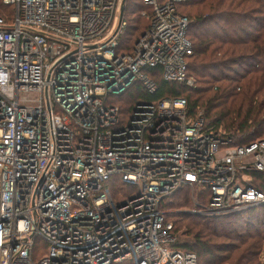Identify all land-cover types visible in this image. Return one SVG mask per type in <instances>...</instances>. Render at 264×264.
Returning <instances> with one entry per match:
<instances>
[{"label":"built area","instance_id":"built-area-1","mask_svg":"<svg viewBox=\"0 0 264 264\" xmlns=\"http://www.w3.org/2000/svg\"><path fill=\"white\" fill-rule=\"evenodd\" d=\"M184 1L141 0L149 25L123 46V0H3L0 264H199L172 247L170 198L190 190L205 218L264 206V138L235 144L184 97L116 103L157 75L194 84Z\"/></svg>","mask_w":264,"mask_h":264},{"label":"trees","instance_id":"trees-1","mask_svg":"<svg viewBox=\"0 0 264 264\" xmlns=\"http://www.w3.org/2000/svg\"><path fill=\"white\" fill-rule=\"evenodd\" d=\"M181 3L178 11L190 20L188 36L194 53L189 57V75L195 79V85L168 83L157 75L153 79L158 90L149 94L137 83L118 99L124 116L138 98L156 101L184 97L190 115L195 117L202 113L207 127L219 129L222 126L235 144L246 145L263 139L264 0H191ZM191 4L196 6L195 10L189 14L182 12L183 6ZM125 9L128 27L121 37V44L132 46L149 25V19L141 16L145 9L141 0H126ZM11 14L12 8L0 0V16ZM125 101L128 104H124ZM252 183L264 191V172L256 173ZM189 196L188 192L177 193L167 207L187 208L191 202ZM246 214L249 215L246 217ZM171 216L177 236L172 247L196 253L199 264H262L259 259L264 243V206L223 218H198L201 220L189 223L191 226L185 225L186 235L182 237L185 235L186 239L180 238L181 227L176 228L175 221L179 218ZM181 217L196 219L188 213ZM235 222H240V228L246 232H226ZM214 236L224 237L226 241L212 243ZM232 250L237 252L230 253ZM223 253L228 254L223 257Z\"/></svg>","mask_w":264,"mask_h":264},{"label":"rangeland","instance_id":"rangeland-1","mask_svg":"<svg viewBox=\"0 0 264 264\" xmlns=\"http://www.w3.org/2000/svg\"><path fill=\"white\" fill-rule=\"evenodd\" d=\"M188 1H191V0H188ZM188 1H184L185 3L184 4H186ZM181 4H183V3H181ZM183 9V10H182ZM182 12H185L186 14L188 13V12H192V10H195L196 9V6L194 7V5H186V6H183L182 7ZM189 14V13H188ZM4 16H6V15H4ZM193 85H195V82H194V84ZM117 101H118V99H116ZM117 104H120V103H118V102H116ZM124 104H128L126 101H125V103ZM220 128H222V126H220ZM222 130H223V128H222ZM184 192H188L189 193V198H190V200H191V192H190V190H184L183 192L182 191H180L179 193L180 194H184ZM178 193V194H179ZM118 197H119V195H117ZM174 198H175V196H174ZM173 198V199H174ZM171 199V198H170ZM175 200H177V198L175 199ZM171 201V200H170ZM169 201V202H170ZM168 208L169 209H171L172 210V215L173 216H176V217H178L179 219H177L175 222H176V228H178V227H181L180 229H179V234H180V238L181 239H186V238H188L187 236H185L186 234H185V225L186 224H189V223H192V222H197V221H200L201 219H198V218H205V217H199V216H196V215H194V214H189V215H191V216H193V217H195L196 219H194V218H186V217H181V215H183V214H185V213H181L182 211H189V210H191L192 208H193V202H192V200H191V202H190V206L189 207H187V208H183V209H179V208H177V207H171V206H169L168 205ZM179 210H181V211H179ZM249 214H246L245 216L247 217ZM223 217H225V216H223ZM223 217H218V218H223ZM231 224V223H230ZM190 225V224H189ZM188 225V226H189ZM191 226V225H190ZM229 230L228 231H226V232H228L229 234H231V233H233V231L232 230H235V232H237V233H240V234H242V233H244V232H246V231H244L242 228H240V222L239 223H236L235 222V224H231V227L229 226ZM183 234H185L184 235V237H182L183 236ZM224 241H226V238H224V237H218V236H214L213 238H212V240H211V242L212 243H214V242H217V243H222V242H224ZM234 250H232L230 253H232ZM237 251L235 250L234 251V253H236ZM227 254L228 253H223L222 255H223V257H225V256H227ZM260 262L262 263V264H264V243H263V247L261 248V254H260ZM225 264V263H224ZM226 264H229V263H226Z\"/></svg>","mask_w":264,"mask_h":264},{"label":"water","instance_id":"water-1","mask_svg":"<svg viewBox=\"0 0 264 264\" xmlns=\"http://www.w3.org/2000/svg\"><path fill=\"white\" fill-rule=\"evenodd\" d=\"M125 4H126V0H123L122 13L124 12ZM181 213H188V214H190L189 212H186V211L181 212Z\"/></svg>","mask_w":264,"mask_h":264}]
</instances>
